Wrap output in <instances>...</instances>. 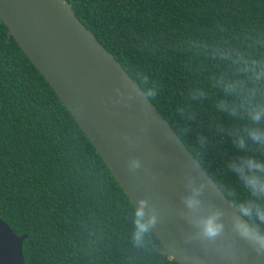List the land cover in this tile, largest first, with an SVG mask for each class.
I'll return each mask as SVG.
<instances>
[{"label": "trees", "instance_id": "trees-1", "mask_svg": "<svg viewBox=\"0 0 264 264\" xmlns=\"http://www.w3.org/2000/svg\"><path fill=\"white\" fill-rule=\"evenodd\" d=\"M68 1L264 236V142L246 135L240 98L216 86L252 87L237 61H264V0ZM7 35L0 18V218L28 235L25 263L178 264L151 249L158 238Z\"/></svg>", "mask_w": 264, "mask_h": 264}, {"label": "water", "instance_id": "water-1", "mask_svg": "<svg viewBox=\"0 0 264 264\" xmlns=\"http://www.w3.org/2000/svg\"><path fill=\"white\" fill-rule=\"evenodd\" d=\"M0 18L7 42L42 74L158 238L152 250L178 264H264V236L68 0H0ZM27 239L0 218V264H26Z\"/></svg>", "mask_w": 264, "mask_h": 264}, {"label": "clouds", "instance_id": "clouds-1", "mask_svg": "<svg viewBox=\"0 0 264 264\" xmlns=\"http://www.w3.org/2000/svg\"><path fill=\"white\" fill-rule=\"evenodd\" d=\"M237 63L243 65L240 70L247 75L252 87H248L243 81L224 79L219 80L216 86L222 95L240 98L239 107L243 109L247 120L252 125L245 129L246 135L254 142H264V128L258 127V125H264V61H251L240 57ZM221 107L233 116L239 115L236 106L229 108L227 101H223ZM240 143L242 144V141ZM259 190L264 191V186H261ZM194 204L195 201H189L190 207Z\"/></svg>", "mask_w": 264, "mask_h": 264}]
</instances>
